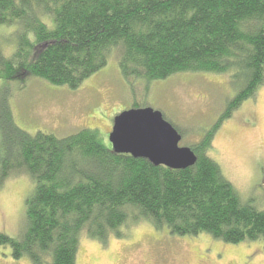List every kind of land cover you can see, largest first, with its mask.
Masks as SVG:
<instances>
[{"label":"trees","instance_id":"obj_1","mask_svg":"<svg viewBox=\"0 0 264 264\" xmlns=\"http://www.w3.org/2000/svg\"><path fill=\"white\" fill-rule=\"evenodd\" d=\"M13 26L10 57L3 40L14 43L0 33V78L28 74L74 90L113 55L127 81L201 72L228 75L236 87L201 139L184 145L196 163L176 170L115 153L98 128L29 134L0 108V184L20 175L34 182L21 234L0 232L13 260L76 264L82 235L104 244L142 223L264 245V210L244 203L208 156L217 130L264 86V0H0V27Z\"/></svg>","mask_w":264,"mask_h":264},{"label":"rangeland","instance_id":"obj_2","mask_svg":"<svg viewBox=\"0 0 264 264\" xmlns=\"http://www.w3.org/2000/svg\"><path fill=\"white\" fill-rule=\"evenodd\" d=\"M15 29L0 27V33L13 42ZM3 42L7 44H3L2 53L10 57L15 43L12 47L8 41ZM235 93L228 75L211 73H181L148 84L142 79L127 81L113 55L104 68L74 90L28 74L19 79L0 78V108L5 105L9 109L21 130L63 138L82 129L98 128L106 147L114 118L134 103L139 108L160 111L184 136L180 146L198 142ZM208 156L244 203L264 210V86L217 130ZM33 189L34 182L28 175L0 184L1 233L11 238L21 234L26 199ZM75 263L264 264V245L260 241L230 245L206 235L177 237L166 229L160 231L142 223L127 230L122 238L112 236L104 244L82 235ZM0 264L30 262L27 258L13 260L9 248L0 246Z\"/></svg>","mask_w":264,"mask_h":264},{"label":"water","instance_id":"obj_3","mask_svg":"<svg viewBox=\"0 0 264 264\" xmlns=\"http://www.w3.org/2000/svg\"><path fill=\"white\" fill-rule=\"evenodd\" d=\"M181 136L152 108H131L113 121L109 142L115 153L142 158L169 169H185L196 163L190 148L180 146Z\"/></svg>","mask_w":264,"mask_h":264}]
</instances>
